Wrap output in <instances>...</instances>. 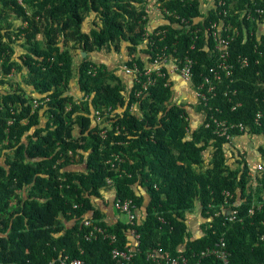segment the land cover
<instances>
[{"label":"trees","instance_id":"16d2710c","mask_svg":"<svg viewBox=\"0 0 264 264\" xmlns=\"http://www.w3.org/2000/svg\"><path fill=\"white\" fill-rule=\"evenodd\" d=\"M23 1L22 6L17 0H0V67L5 75L0 79V142L8 141L0 154V264H47L65 257L116 264L112 250L132 244L133 228L141 235L133 264H149L148 252L158 247L197 264L198 254L222 238L230 264H264V172L253 177L247 152L234 144L237 136L264 140V0H225L232 4L226 7L227 18L220 10L205 12L201 0L192 6L179 0L166 3L176 14L162 13L153 29L166 30L167 43L179 40L180 55L198 61L197 85L198 72L216 63L209 23L239 27L230 53L235 65L231 79L239 91L235 102L241 106L233 110L223 86L206 107L198 100H172L174 88L161 81L140 99V116L130 111L136 102L130 83L95 57L123 51L127 58L121 65L131 64L135 55L143 67L149 52L143 16L151 1L163 0ZM245 9L254 21L243 18ZM176 15L188 24L180 27ZM188 26L201 30V42L191 52ZM239 56L250 61L249 67H241ZM94 69L96 74H90ZM12 70L22 84L8 80ZM37 98L50 101L33 112ZM195 116L202 117L198 126ZM212 116L243 123L245 130L234 131V139L227 141L215 134L214 126H206ZM104 130L107 138L100 136ZM257 152L263 160L264 147ZM113 154L122 160L115 166L109 163ZM77 164L83 170H75ZM110 178L114 183L108 186ZM108 190L115 191L114 198L135 201L142 218L136 227L103 220L94 202ZM196 205L203 219L199 237L191 234L187 219ZM229 207L237 210L233 221ZM90 213L117 237L116 244L86 238L88 230L80 221ZM65 221L75 225L67 228ZM200 264L222 263L207 258Z\"/></svg>","mask_w":264,"mask_h":264},{"label":"built area","instance_id":"2783aa9c","mask_svg":"<svg viewBox=\"0 0 264 264\" xmlns=\"http://www.w3.org/2000/svg\"><path fill=\"white\" fill-rule=\"evenodd\" d=\"M20 5H24L23 0H17ZM173 1V0H167ZM177 1V0H176ZM181 3L194 2V0H179ZM229 6V9L232 8V4L228 5L225 0H201V7L204 8L205 12H209L213 9L220 10L223 12L225 18L228 17V11L226 7ZM153 10L159 12H163L168 16H173L176 13H172L167 8H161L159 4L152 7ZM256 12L258 14H262L263 11L257 9ZM222 14V13H221ZM243 18L246 20L254 21L255 17L252 11L246 10L242 12ZM146 17L144 16V19ZM175 19L180 20V24L184 25L188 24V21L185 18H180L179 15L175 16ZM187 32L190 35L191 46L188 49V52L194 50L196 45L201 42L200 32L198 29H191L190 26L186 27ZM208 37H211L214 41V55L216 58V63L213 67H210L206 72H199L197 77H199V84L196 88V97L199 100H202L205 104H208L210 99L217 94V91L221 86L227 84V80H231L235 65L231 63V53L230 46L233 41L240 35L239 27L235 25L233 22H211L209 23L207 30ZM144 39L147 43V50L149 52L143 56V67L138 63L137 56H132V63L122 65L121 73L124 77L127 78L130 83L129 90L130 92H134L135 103L131 106L130 111L135 113L137 112L140 99L149 94L150 90L156 87L161 81H165V86L173 87V79L178 77L181 81L185 83L194 85V68L198 64V61L191 58L189 55L184 54L180 55L178 50V42L179 40L171 41L170 43L166 42L167 39V31L162 29L157 30H147L144 33ZM203 48L209 52L210 49L208 46L203 45ZM242 68H247L250 65V61L245 57H238L237 61ZM97 70V69H96ZM90 72V74L95 75L96 71ZM15 74V70H12L11 74L8 76L11 78ZM3 71L0 67V79L2 78ZM232 82V81H231ZM262 84V83H260ZM264 86V83H263ZM230 85L227 86L225 95L230 97V102L233 103V110H236L241 106V103H236L235 101L239 97V93L235 90L233 93L229 94ZM50 98H37L33 100V112L40 109L44 106L45 103L49 102ZM111 110V109H110ZM98 120H100L101 116L99 113L96 114ZM263 117L262 113H258L256 117V124H259L260 119ZM13 124V120L8 121V126ZM213 124V125H212ZM207 127L214 126L215 134L221 138H225L227 141H232L234 139L233 132L239 130L240 132H244L245 126L243 123L231 122L228 120H222L212 116V122L210 121L206 125ZM233 134V135H232ZM100 136L102 138H107V130L101 132ZM8 144L7 140L0 142V154L1 150ZM69 156H74L73 152H69ZM78 158V157H77ZM64 159L58 161V164L63 162ZM119 156L113 154L109 163L112 166H115L116 162H121ZM253 176L264 172V159L260 160L254 169ZM113 180L107 179V185L111 186L113 184ZM110 191V190H108ZM115 196V191L112 190ZM111 192V191H110ZM227 197L230 196V193L225 194ZM78 207V206H76ZM114 209L120 213L123 217L126 218V221L132 226L136 227L138 222L142 219L137 212V205L135 201L131 198H114L113 200ZM255 208L250 210V214H253ZM237 210L228 211V216H230L229 220L233 221L236 219ZM162 222L163 219H161ZM97 220L84 219L82 224L89 229V232L86 236L88 240H98L103 239L109 241L111 244L117 243V237L111 234L106 228L100 226ZM130 236L132 238V244L127 246L124 250L114 248L112 250V257L116 261V264H133V260L140 253L141 247V235L139 232L133 228L130 230ZM264 240V236L262 237ZM207 258H215L219 260L222 264H230V254L226 249L225 240L222 238L220 241L216 242L214 246L208 247L205 250H202L198 254V263ZM147 262L149 264H189V258L180 254L179 256L172 257L164 254L163 248L158 247L152 251H149L147 254ZM47 264H86L84 261L80 259L70 260L68 257L60 258L59 260L50 261Z\"/></svg>","mask_w":264,"mask_h":264},{"label":"crops","instance_id":"0c3cea01","mask_svg":"<svg viewBox=\"0 0 264 264\" xmlns=\"http://www.w3.org/2000/svg\"><path fill=\"white\" fill-rule=\"evenodd\" d=\"M129 86H130V84H129ZM173 88L175 91V97H177L179 95V97H182L183 99L188 100V98H190L193 95L192 92L189 90V86L187 84H185L184 82H182L178 77H175L173 79ZM185 93L187 94V96H185ZM194 100L195 99L193 98L191 101L193 102ZM184 102H187V101H184ZM201 120H202L201 116L200 117L195 116V119H194L195 125L196 126L200 125L202 122ZM252 138L253 137H245V138H241V139L245 144V143H248V141L250 142V140ZM254 138H256V137H254ZM256 139H259V140L264 142V140L261 138H256ZM258 144H260V143L258 142ZM262 145L263 144H260L257 147L255 146L254 151H253V153H255L256 156L259 158V161L261 160V158H260V153L257 152V150ZM240 150L242 151V153L246 152L243 149H240ZM247 159L249 160L248 157H247ZM249 165L251 167L250 162H249ZM74 169L78 170V171L83 170V165L77 164V165H75ZM110 191L106 192L104 194V196L102 197V199H97L94 202L95 207L101 211V213L103 215V220L107 223H114V222H117L119 220L121 221V218L123 219V221H126V220H124L125 217L120 215V213L114 209V207H113L114 193L112 190H110ZM145 197H146V195H145ZM146 202H147V197H146ZM141 213L143 215H145V213L143 211ZM187 219H188V225L190 226V229H191V234L195 237L201 236L203 234L202 227H201V225L203 223V219H202L201 214H200V206L199 205L198 206L196 205L194 212L187 215ZM65 224H66L65 226L67 228H70V227H73L75 225V222L65 221Z\"/></svg>","mask_w":264,"mask_h":264},{"label":"rangeland","instance_id":"374dc122","mask_svg":"<svg viewBox=\"0 0 264 264\" xmlns=\"http://www.w3.org/2000/svg\"><path fill=\"white\" fill-rule=\"evenodd\" d=\"M156 19L155 18H152V22ZM159 21H161V18H159ZM125 50V49H124ZM126 53V52H125ZM97 54V53H95ZM99 63L101 64H104V65H107L109 67H114V68H117L119 70V72H121V68H122V65L120 62H122V60L126 57V54L124 55L123 54V51H121L120 53H116L115 52H112V51H105L103 53H99L96 55L95 57ZM122 74V73H121ZM11 82L16 84V83H19V84H22V81L21 79L19 78V76L17 75V73L11 78ZM185 96H187V94L185 93ZM194 98V95H192L190 98H188V100L186 99H183L182 97H179V95L177 97L174 96V98L172 100H179L183 103H192V99ZM184 101H187V102H184ZM258 142L260 144H263L262 146L264 147V142L259 140V139H256V138H252L250 140V142L248 141V143H245L242 141L241 138H236L234 140V144L236 147L240 148V149H243L247 152L248 154V158H249V162L252 166V169L254 170L259 162V158L256 156L255 153H253L254 151V147L256 146H259L260 144H258ZM124 220H126V218H124ZM121 221H123V219L121 218Z\"/></svg>","mask_w":264,"mask_h":264},{"label":"clouds","instance_id":"9594fccd","mask_svg":"<svg viewBox=\"0 0 264 264\" xmlns=\"http://www.w3.org/2000/svg\"><path fill=\"white\" fill-rule=\"evenodd\" d=\"M171 1H167V0H163V1H158V2H154V1H151L150 3H149V8H148V10H147V15H144L146 18L144 19V16H143V21H148V26H146V28L144 29L145 30V32L147 31V30H155V29H153V26L155 25V23H157L158 22V24L160 23V22H162V19H163V16H159V15H161L163 12H157V11H155V10H153V6H155V5H157V4H159L160 5V7L161 8H167V7H165L166 5V3H170ZM179 3H181V2H179ZM183 4V3H182ZM191 6H192V2H190L189 3ZM163 14H165V13H163ZM166 16H168L167 14H165ZM156 17V19L152 22V18H155ZM159 18H161V21H159ZM213 67V66H212ZM118 73H119V75L120 76H122V77H124L122 74H121V72H119L118 71ZM199 73V72H198ZM16 74V73H15ZM14 74V75H15ZM13 75V76H14ZM5 76V75H4ZM12 76V77H13ZM7 78H8V80H11V78H9L8 76H6ZM126 80H127V78L126 77H124ZM128 81V80H127ZM228 81L229 80H227L226 81V83L227 84H224L223 85V87H224V96L225 97H228L227 95H225V91H226V88H227V86H229L230 85V90H229V94L230 93H233L235 90H237L238 91V89L237 88H235L233 85H234V82L232 81V79L229 81V83H228ZM232 81V82H231ZM182 82H184V81H182ZM199 82V81H198ZM185 83V82H184ZM185 84H187L188 86H189V90L192 92V94L194 95V99L195 100H198V101H201V102H203L202 100H199L197 97H196V86H198L197 84H196V80L194 81V85H191V84H188V83H185ZM195 87V88H194ZM222 87V86H221ZM219 90H220V88H219ZM219 90L217 91V94H218V92H219ZM238 93H239V91H238ZM216 94V95H217ZM79 95V94H78ZM216 95L214 96V97H212L211 99H210V101L208 102V104L212 101V99H214L215 97H216ZM80 96V95H79ZM228 98H230V97H228ZM204 103V102H203ZM205 104V103H204ZM208 104H205V107L208 105ZM219 112V111H218ZM133 113V112H132ZM136 116H140V114H139V110L137 111V112H135L134 113ZM97 116V115H96ZM98 118V117H97ZM220 119V118H219ZM222 120H226V119H222ZM237 138H239L238 136H237ZM254 138V137H253ZM3 159H4V157H3ZM251 168H252V166H251ZM253 170V169H252ZM254 171L255 170H253L252 171V176H253V173H254ZM259 174H261V173H259ZM258 174H256L255 176H253V177H256ZM232 209V207H229V210H231ZM228 210V211H229ZM91 219V220H96L94 217H93V215H92V213H90L88 216H86L84 219ZM83 219V220H84ZM82 220V221H83ZM82 221H80V223H81V225H83L82 224ZM98 221V220H97ZM74 222V221H73ZM84 226V225H83ZM85 227V226H84ZM86 228V227H85ZM87 230H88V232H89V229L88 228H86ZM87 232V233H88ZM98 240H103V239H98ZM92 241V240H91ZM104 241H106V240H104Z\"/></svg>","mask_w":264,"mask_h":264},{"label":"water","instance_id":"95a60500","mask_svg":"<svg viewBox=\"0 0 264 264\" xmlns=\"http://www.w3.org/2000/svg\"><path fill=\"white\" fill-rule=\"evenodd\" d=\"M86 56H87V53L84 52V53H83V57H86Z\"/></svg>","mask_w":264,"mask_h":264}]
</instances>
